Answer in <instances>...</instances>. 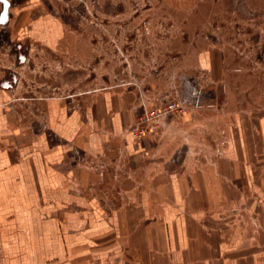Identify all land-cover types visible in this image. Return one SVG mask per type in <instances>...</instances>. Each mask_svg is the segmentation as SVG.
I'll return each instance as SVG.
<instances>
[{
	"label": "crops",
	"instance_id": "1",
	"mask_svg": "<svg viewBox=\"0 0 264 264\" xmlns=\"http://www.w3.org/2000/svg\"><path fill=\"white\" fill-rule=\"evenodd\" d=\"M128 96L23 102L2 82L0 264H264V106L235 112L219 163L162 169L126 132Z\"/></svg>",
	"mask_w": 264,
	"mask_h": 264
},
{
	"label": "rangeland",
	"instance_id": "2",
	"mask_svg": "<svg viewBox=\"0 0 264 264\" xmlns=\"http://www.w3.org/2000/svg\"><path fill=\"white\" fill-rule=\"evenodd\" d=\"M42 20L59 21L61 37L36 39ZM2 82L23 102L128 94L126 132L148 165L217 164L235 112L264 106V0L0 2ZM171 101L185 108L158 113Z\"/></svg>",
	"mask_w": 264,
	"mask_h": 264
},
{
	"label": "built area",
	"instance_id": "3",
	"mask_svg": "<svg viewBox=\"0 0 264 264\" xmlns=\"http://www.w3.org/2000/svg\"><path fill=\"white\" fill-rule=\"evenodd\" d=\"M183 103H185V102H183ZM183 103H182V101H180V102L171 101L166 107H163V109H160L158 111V113L159 112H162V111H164V114H167L169 112H171V113L172 112H174V113H176V112H182L183 111V108H185L183 106ZM140 120L142 121V120H144V118H140ZM145 130H147V129L144 128V127L140 128V126L138 125V126H136V127L133 128V133H134V135L136 137L138 135H139L138 137H141L142 135L145 134Z\"/></svg>",
	"mask_w": 264,
	"mask_h": 264
},
{
	"label": "snow or ice",
	"instance_id": "4",
	"mask_svg": "<svg viewBox=\"0 0 264 264\" xmlns=\"http://www.w3.org/2000/svg\"><path fill=\"white\" fill-rule=\"evenodd\" d=\"M0 2L4 3L5 5L7 4V0H0Z\"/></svg>",
	"mask_w": 264,
	"mask_h": 264
}]
</instances>
